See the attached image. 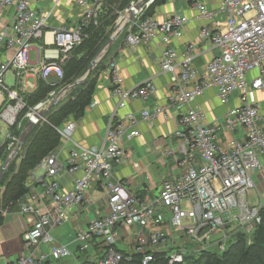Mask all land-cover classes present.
<instances>
[{"label":"built area","instance_id":"1","mask_svg":"<svg viewBox=\"0 0 264 264\" xmlns=\"http://www.w3.org/2000/svg\"><path fill=\"white\" fill-rule=\"evenodd\" d=\"M37 1L0 0V15L6 8H12L10 21L0 27V53L12 54L0 60V119L8 127L0 149L6 145L7 157L17 146L19 136L11 127L17 123L19 113L27 108L22 118L30 120L33 126L46 121L45 114L40 112L62 89L49 91L43 101L30 107L25 99L30 92L26 79L42 78L54 84L62 78L72 49L87 37L86 28L97 24L98 7L103 0H75L80 9L78 20L72 27L60 25L53 29L54 39L49 47L41 44L48 15L36 9ZM153 2L131 0L124 10L133 7V11L120 35L127 45L151 41L161 44L160 68L169 74L166 104L144 109L139 116L130 112L119 117L118 108L133 100L149 99L156 85L146 80L133 88H124L116 62L114 59L107 62L110 94L117 104L101 144L99 147L79 144L73 138L74 120L56 127L63 141L70 144L66 163L54 149L28 175L29 191L17 203L19 212L29 222L23 235L24 250L7 264H46L50 257L73 255L66 246L56 243L50 232L69 219L72 209L82 204L86 191L95 182L105 190L107 211L90 219L86 229L79 228L76 240L81 252L93 242L104 252L101 257L90 258L88 264H185L186 255L211 247L223 251L234 234L241 230L250 236L260 222V206L251 204L248 193L255 188L253 175L262 169L264 158V125H257L260 111L253 98V91L264 85V0H219L217 9L193 3L197 16L208 21L200 28V37L209 39L218 49L202 71L193 63L194 45L188 44L181 56L172 45V40L182 36L188 18L179 12L162 21L152 15L144 16ZM216 14L222 15L223 23L215 19ZM118 18L116 28L121 27ZM31 50L36 51L35 61H31ZM254 69L259 74L249 79L247 73ZM7 73L11 74L13 84L6 81ZM210 88L217 90L222 102H227L233 93L243 101L228 108L225 114V128L240 129L243 137L230 139L225 147L217 144L221 126L205 123V111L190 105ZM179 104L188 108L177 119L178 127L173 134L177 144L168 148L165 155L173 156L182 167L181 174L173 182L162 181L154 199L130 190L124 181H113L112 169L129 156L123 147L124 136L129 139L138 136V120L152 126L158 115L167 117V107ZM195 158H199V164H195ZM3 163L0 161L1 166ZM63 172L72 175L71 188L61 185L59 177ZM161 205L170 212V233L150 224L155 207ZM137 222L144 228L135 235L130 249H117L122 227ZM234 223L236 226L228 232ZM41 243L48 246L47 251L39 248Z\"/></svg>","mask_w":264,"mask_h":264},{"label":"crops","instance_id":"2","mask_svg":"<svg viewBox=\"0 0 264 264\" xmlns=\"http://www.w3.org/2000/svg\"><path fill=\"white\" fill-rule=\"evenodd\" d=\"M194 2L204 3L209 9H217L219 5V0H165L163 3L156 4L152 16L162 21L170 14L179 12L188 18L187 23L183 27L182 36L172 40V45L178 56H181L188 44L194 45L195 57L193 63L199 71H202L208 61L218 54V49L212 45L209 39L200 37V28L202 25L207 24L208 21L197 16V11L193 5ZM35 7L38 11L48 15L46 34L44 35V41L41 43L45 47H49L53 42V29L60 25L72 27L80 15V9L75 0H39L35 3ZM11 14L12 8H6L3 11L2 15H0V27L10 21ZM215 19L223 23L222 15L216 14ZM160 49L161 44L158 41L145 42L133 46L124 42L123 35H119L114 40L109 49L106 67L98 75L92 101L87 106L85 115L79 120H75L76 128L73 138L79 144L86 147L100 146L105 129L117 104V99L110 94L111 84L107 73V62L110 59H114L116 62L124 88H133L146 80H152L156 85V91L149 99L144 101L133 100L124 107L118 108L116 113L119 117H123L130 112L139 116L144 109L151 110L156 105L162 106L166 104L169 74L163 72L160 68ZM10 54V52L1 51L0 60L9 58ZM30 58L31 61L36 60L35 50H31ZM258 74V70L254 69L247 73V76L251 79L258 76ZM30 78L31 88H28V90L32 91L36 87L37 78L29 77L28 79ZM253 98L260 111L257 125L262 127L264 125V85L261 89L253 91ZM242 102L241 97L237 93H233L227 102H222L217 96V90L210 88L193 100L190 105L200 106L205 111V123L209 125L217 123L221 126L217 133V144L219 147H225L230 139L243 137L240 129L228 131L225 128L226 111L232 106L241 105ZM187 108L188 105L185 104L167 107V117L158 115L154 119L152 126H149L145 121L138 120L136 127L139 135L130 139L124 136L123 147L129 156L121 164L114 166L112 169V180L124 181L130 190L150 199L157 197L162 181L173 182L181 174L182 167L173 160L172 155H165V151L177 144L173 136L178 127L177 119ZM56 149L59 159L65 164L70 144L63 141ZM194 162L199 164V158H195ZM261 163L262 169L253 175L255 189L259 193V203L258 205L256 203L251 204L257 206L264 204V158ZM72 178V175L63 172L60 174L59 181L65 188H71ZM106 211L105 190L98 182H95L86 191L82 204L72 209L67 221H70L71 226L75 222L74 228L77 231L79 228H84L81 226L84 222L87 225L90 219L104 214ZM164 213L170 214L165 206H156L155 215L150 220V224L152 228H160L163 232L170 233L169 219L166 220L163 217ZM235 226V223L232 224L228 232H232ZM28 227L27 217L19 212L18 205L4 212V220L0 225V264H7L8 261L16 259L22 253L24 250L23 235ZM143 228V224L140 222L135 223L131 227H122L120 238L115 245L116 248L123 251L129 250V246L135 241V235L142 231ZM61 234V230L56 229L53 233L55 242L60 239ZM233 238L234 236L231 239ZM76 243L78 244L72 251L73 259H70L71 262L57 259L56 264H78L80 262L79 256L82 254L84 255L83 259L86 260L103 255V248L96 242H93V245L84 252L79 250L80 243L78 241ZM42 247L45 248L44 251L48 250V246L44 243L39 245L40 249ZM52 260L56 259L50 257L49 262L46 264H52Z\"/></svg>","mask_w":264,"mask_h":264},{"label":"trees","instance_id":"3","mask_svg":"<svg viewBox=\"0 0 264 264\" xmlns=\"http://www.w3.org/2000/svg\"><path fill=\"white\" fill-rule=\"evenodd\" d=\"M164 1L154 0L146 9L144 16L152 15L156 4ZM130 2L131 0L101 2L98 7L97 24H91L86 28L87 37L72 49L71 57L62 69V78L56 80L54 84L37 78L36 87L25 95L28 106L43 101L49 91L59 90L73 83L87 71L93 58L113 33L119 13L128 7ZM109 51L97 62L85 81L72 88L59 103L45 113L46 121H40L33 126L15 159L6 167L0 180V225L4 220V211L15 207L29 191L27 178L30 172L44 156L63 142L56 127L62 126L67 120H79L85 115L86 108L92 101L98 75L106 67ZM26 111L27 108L19 113L17 123L11 127L18 136L26 122L22 118ZM18 122H20L19 128ZM7 155L8 150L4 145L0 149V161L4 162ZM1 167L0 165V169ZM259 216L260 222L250 236L244 231H238L225 250L204 249L198 253L188 254L185 257V264H264V204L259 208ZM78 264H88V260L84 259Z\"/></svg>","mask_w":264,"mask_h":264},{"label":"water","instance_id":"4","mask_svg":"<svg viewBox=\"0 0 264 264\" xmlns=\"http://www.w3.org/2000/svg\"><path fill=\"white\" fill-rule=\"evenodd\" d=\"M131 16V15H130ZM126 23H124L120 28H116L114 27V31L111 34V36L109 37L108 41L103 45V47L100 49V51L98 52V54L93 58V60L91 61L87 71L78 79H76L73 83L68 84L66 86H64L60 91L59 94L56 98H54L52 100V102L48 105V107L44 110H42L40 112V115H44L48 110H50L54 105H56L57 103H59L63 97H65L67 95V93L74 88L77 85H80L83 81H85L89 75L92 72V69L94 68V66L97 64L98 61H100L103 56L105 55V53L110 49L112 43L114 42V40L120 35L121 31L123 30L124 26ZM33 128V124L30 120H27L19 134V138H18V142H17V146L15 148V150L6 158V160L3 163V166L0 169V180L1 177L6 169V167L8 166V164L15 159L16 155L18 154L19 150L21 149V147L23 146L28 133L31 131V129Z\"/></svg>","mask_w":264,"mask_h":264},{"label":"rangeland","instance_id":"5","mask_svg":"<svg viewBox=\"0 0 264 264\" xmlns=\"http://www.w3.org/2000/svg\"><path fill=\"white\" fill-rule=\"evenodd\" d=\"M126 10H124L123 12L121 11L122 14L119 16V18L123 15V13H125ZM11 56H12V54L9 55V57H11ZM10 78H11V74L7 73L6 81H8L9 84H13L14 81L10 80ZM26 81H27L26 86H27V88L30 89L31 88V86H30L31 78L30 79H26ZM7 129H8L7 125L0 119V143L1 144L3 143V141L5 139V133H6ZM248 195H249L250 202L253 203V204L256 203L258 205V203H259V193H258V191L255 188H253V189H251L249 191ZM164 214L165 215L163 217H165V219L168 220L170 218V214L169 213H164ZM75 224L76 223L74 222V225ZM74 225L71 226L70 225V221H66L61 227L56 228V229H60L61 233H62L61 236H60V239L59 240L56 239L58 241V242L57 241L56 242L58 244H60V245L66 246L71 252L74 251V249L76 247V244H78V243H76L77 240H76V233H75L76 231H75ZM81 226L84 227V228L87 227L85 222ZM56 229H53L54 231L51 232V236L52 237H54L53 233L56 231ZM216 249L217 248H215V247H211V250H216ZM41 250L44 251L45 248L42 247ZM79 258H80L81 262L84 261V259H83L84 255L83 254L80 255ZM70 259H73V255L64 256V257L58 258V260H69V262H71ZM56 261H57V259L56 260H52V262H53L52 264H56L57 263Z\"/></svg>","mask_w":264,"mask_h":264},{"label":"bare ground","instance_id":"6","mask_svg":"<svg viewBox=\"0 0 264 264\" xmlns=\"http://www.w3.org/2000/svg\"><path fill=\"white\" fill-rule=\"evenodd\" d=\"M133 11V7L132 8H129V9H127L126 11H125V13H123L124 15H123V18H122V16L118 19V26L120 27V26H122L127 20H128V18H129V16H130V13ZM122 19V20H121ZM87 228V227H86ZM85 228V229H86ZM84 229V228H83Z\"/></svg>","mask_w":264,"mask_h":264}]
</instances>
